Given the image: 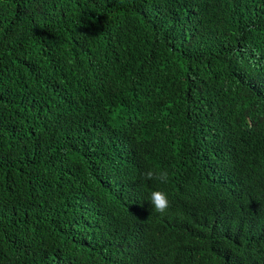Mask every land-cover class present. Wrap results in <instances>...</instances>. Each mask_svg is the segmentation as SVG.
<instances>
[{
	"label": "trees",
	"instance_id": "obj_1",
	"mask_svg": "<svg viewBox=\"0 0 264 264\" xmlns=\"http://www.w3.org/2000/svg\"><path fill=\"white\" fill-rule=\"evenodd\" d=\"M0 264H264V0H0Z\"/></svg>",
	"mask_w": 264,
	"mask_h": 264
},
{
	"label": "clouds",
	"instance_id": "obj_2",
	"mask_svg": "<svg viewBox=\"0 0 264 264\" xmlns=\"http://www.w3.org/2000/svg\"><path fill=\"white\" fill-rule=\"evenodd\" d=\"M143 177L148 181H157L161 184L169 182V172L164 169L147 168ZM149 202L152 205L153 212L159 213L162 216L167 215L170 208V201L166 192L162 190H153L150 192Z\"/></svg>",
	"mask_w": 264,
	"mask_h": 264
}]
</instances>
